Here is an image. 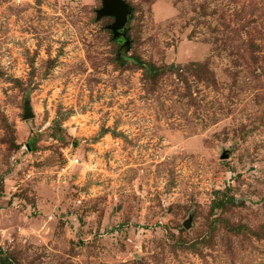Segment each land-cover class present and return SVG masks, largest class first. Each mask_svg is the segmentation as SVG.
<instances>
[{"label":"rangeland","instance_id":"obj_1","mask_svg":"<svg viewBox=\"0 0 264 264\" xmlns=\"http://www.w3.org/2000/svg\"><path fill=\"white\" fill-rule=\"evenodd\" d=\"M123 1L0 0V264H264V0Z\"/></svg>","mask_w":264,"mask_h":264},{"label":"water","instance_id":"obj_2","mask_svg":"<svg viewBox=\"0 0 264 264\" xmlns=\"http://www.w3.org/2000/svg\"><path fill=\"white\" fill-rule=\"evenodd\" d=\"M97 19L112 18L113 23L107 26L111 31L114 41L124 39L125 44L129 41L125 36L127 24L132 15V8L123 0H101V9L96 12ZM32 118L31 114L25 115L24 119Z\"/></svg>","mask_w":264,"mask_h":264},{"label":"trees","instance_id":"obj_3","mask_svg":"<svg viewBox=\"0 0 264 264\" xmlns=\"http://www.w3.org/2000/svg\"><path fill=\"white\" fill-rule=\"evenodd\" d=\"M134 62H136V61H134ZM170 68H173V66H171ZM165 68H161V69H155V68H153V67H151V66H149L148 67V69L146 70V75L149 77V76H152L153 74H157V73H159V72H165ZM0 181H1V179H0ZM1 183V182H0ZM1 198V197H0ZM1 264H10L9 262H7V261H4L3 263H1Z\"/></svg>","mask_w":264,"mask_h":264},{"label":"built area","instance_id":"obj_4","mask_svg":"<svg viewBox=\"0 0 264 264\" xmlns=\"http://www.w3.org/2000/svg\"><path fill=\"white\" fill-rule=\"evenodd\" d=\"M67 163H68V165H76L77 163H78V161L75 159V160H72V161H70V160H67Z\"/></svg>","mask_w":264,"mask_h":264},{"label":"flooded vegetation","instance_id":"obj_5","mask_svg":"<svg viewBox=\"0 0 264 264\" xmlns=\"http://www.w3.org/2000/svg\"><path fill=\"white\" fill-rule=\"evenodd\" d=\"M117 42L119 43H122L123 42V40H122V38H120L119 40H117Z\"/></svg>","mask_w":264,"mask_h":264}]
</instances>
